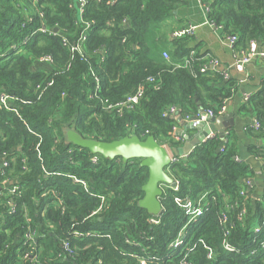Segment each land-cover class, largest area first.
Returning <instances> with one entry per match:
<instances>
[{
    "label": "trees",
    "instance_id": "1",
    "mask_svg": "<svg viewBox=\"0 0 264 264\" xmlns=\"http://www.w3.org/2000/svg\"><path fill=\"white\" fill-rule=\"evenodd\" d=\"M202 1L209 8L208 19L237 37L236 50L246 51L252 40L264 48V0ZM178 3L86 0L78 20L73 0H0V93L18 98L10 109L0 107V158L5 152L8 161L0 167V264H139L138 258L146 264H264V85L241 106L259 122V128L246 129L251 139L246 153L261 161L259 195L255 172L238 155L231 131L224 151H219L222 142L215 136L167 166L178 189L163 186V211L157 217L137 204L147 178L138 158L123 162L99 155L94 164L91 152L65 138L72 127L85 138L152 135L159 144L177 148L181 142L172 134L177 119L165 114L170 106L183 115L207 109L216 113L223 100L233 97L234 79L209 68L200 71V55L184 63L193 49L184 39L173 40L168 58L148 39L152 25L169 17ZM84 22L90 25L80 54L70 46ZM42 25L58 31L47 35L38 31ZM43 55L51 57L50 64L39 61ZM147 76L154 81L146 82ZM139 84L145 92L136 105L120 113L107 107ZM71 176L85 180L87 188ZM248 177L252 189L240 195ZM13 186L18 189L11 194ZM45 190L49 192L42 195ZM204 192L203 214L186 224L175 197L196 198ZM100 196L104 205L90 216ZM244 197V217L237 219L239 207L229 209L224 236L218 216L225 199L241 206ZM255 226H260L258 233ZM26 230H34V237L25 239ZM73 230L96 234L73 238ZM179 231L184 244L173 249L168 245ZM65 238L71 241V255L64 249ZM224 240L233 251L222 250ZM30 246V257H24Z\"/></svg>",
    "mask_w": 264,
    "mask_h": 264
},
{
    "label": "built area",
    "instance_id": "2",
    "mask_svg": "<svg viewBox=\"0 0 264 264\" xmlns=\"http://www.w3.org/2000/svg\"><path fill=\"white\" fill-rule=\"evenodd\" d=\"M198 2L200 3V5L203 7L204 12L206 14V19H205V23L208 24L209 26L213 27L214 29L218 30L222 39L224 40V42L234 51V60L232 63V66L238 70V71H242L244 69V65L250 60V58H252L253 56H257L260 58H264V48H261L257 45V43L255 41H250L248 48L246 51L238 54L236 49H235V42L237 40V37L233 34H226L223 32V27L221 24H217L215 23L213 20L208 19L207 17V13L209 11L208 6L202 1V0H198ZM77 3V8H78V17L77 19L79 20L81 18V14H82V10L84 8V5L86 3V0H76ZM85 26L83 27V30L80 32V35L78 37V40L75 44H73L72 46H70L73 50H76L78 53L82 54V44L84 43L85 39H86V31L88 30V27L90 25L89 22H84ZM194 29L195 26L192 24H188L187 26L177 30L176 32H174L173 37L177 38L179 36H185V35H192L194 33ZM38 31L45 33L47 35H51V34H55L56 32L53 31V28H47L45 26H41L40 28H38ZM63 43L66 44L68 41L66 40V38L62 39ZM164 58H168V54L167 52H163L162 53ZM193 56L192 52L190 53V56L188 58H186L184 60L185 64H189L190 63V59ZM104 55L103 53H100V59L104 60ZM39 61L41 63L44 64H50L52 59L50 56L48 55H43L42 57H40ZM212 65H214V63H212ZM207 69L206 65H202L200 67V71H204ZM222 75L224 78H228V74L227 72H222ZM155 79L154 76H147L145 81L146 82H153ZM97 88V85H96ZM145 92V85L144 84H139L136 88V90L129 94L128 96H126L124 99L112 104V105H108V108H114L116 112H121L123 108H131L134 105H136L140 99L143 97ZM250 95L249 94H245L243 99L245 102H247L249 100ZM15 99H18L16 96H9L6 93H0V107L4 108V109H10V105L11 103H13V101ZM226 100H223L221 102L220 107L218 108L217 112L215 113L214 110L211 109H207V110H202L198 113H195L193 115H187L184 114L183 115V120L184 121H188L190 122V124L194 127L197 126L201 123H208L209 118L211 117H217L220 116L225 110H226ZM14 112L18 113L17 108H13L11 109ZM177 112V108L175 106H170L165 114L169 115V116H174V114ZM251 127H253L254 129L259 128V122L257 119L253 118L252 120V124ZM176 126L172 127V134L174 136V139L180 142H184L185 138L178 135L176 132ZM215 136H219V138L221 139V145L219 148V151H224V144L226 142L227 137L229 136V130L227 131H223L221 135H219L217 132L215 131H209L202 139V142L207 140V139H211L212 137ZM165 146V145H164ZM166 149L170 152V148H168L167 146H165ZM6 153L2 152L1 153V162H0V167H5L8 165V161L6 160V158L4 159ZM187 154H183V155H178V156H174L170 153V158H171V162H176L177 160L185 157ZM100 156L97 154H93L90 158V161L92 163H97L99 160ZM235 160H239L238 156L235 157ZM72 181L74 182H78L80 183L84 188H87V183L85 180L77 178L76 176H71ZM252 184L253 181L251 178H246L244 180V188H242L240 190V195H242L244 193L245 189H252ZM170 188H172L173 190H177L178 189V181L174 180V185L170 186ZM17 186H13L10 189H8L9 193L14 194L17 192ZM49 191L45 190L43 191L42 195L47 194ZM206 198H207V193L204 192L202 194H200L199 196H197L196 198H192L189 195H184L181 197H175V201L178 203V205L182 208L184 214L187 217V221L186 224L191 222V221H195L199 216H201L203 214V210H204V206L206 205ZM246 199L247 197H244L240 204L237 201H233L232 203L229 202L228 200L225 199V205H224V209H222L220 211V214L218 216V223L220 226H225L224 229V236H226L228 234V213H229V209H233L234 207H239V210L237 212V219L241 220L244 217V214L246 212ZM224 200V198H223ZM58 201V204L61 205L62 202L61 200L58 198H56V202ZM105 202V198L103 196H100V203L97 206V208L95 210H93L90 214V216H94L96 214H98ZM8 203L10 204V212L12 211V202L8 201ZM153 222L156 223V220H153ZM264 223V222H263ZM255 233H258L260 231V226H255L253 228ZM96 233H92L91 231H86V232H79V231H71V235L73 236V238H78L80 236H91V235H95ZM35 233L34 230H26L24 232V238L25 239H30L32 237H34ZM182 244H184V238H183V234L181 231L178 232V234L176 235V237L170 241L169 243V247H172L173 249H177L179 246H181ZM264 244L262 243V246ZM63 246L65 251L71 255L72 249H71V241L69 238H65L63 240ZM222 250L223 251H233L234 250V246L231 245L230 243L226 242V240H224L222 242ZM33 251V247L30 246V250L27 251L24 254V257H27L30 255L31 252ZM213 255V250L209 249L207 252V257L211 258ZM139 264H146L145 259L143 258H138ZM98 264H101V260L98 261ZM179 264H188L186 261L182 260L180 261Z\"/></svg>",
    "mask_w": 264,
    "mask_h": 264
},
{
    "label": "crops",
    "instance_id": "3",
    "mask_svg": "<svg viewBox=\"0 0 264 264\" xmlns=\"http://www.w3.org/2000/svg\"><path fill=\"white\" fill-rule=\"evenodd\" d=\"M73 3H76V0H73ZM205 19L206 14L198 0H179L176 9L169 17L163 22L152 25V31L148 39L154 44L155 41L158 43V48L156 47L158 53L171 51L174 47V32L188 24H192L195 26L192 35L177 38L184 39V43L193 48L192 54L200 55L202 58L200 60H203L207 68L217 72H227L228 78L234 79L236 85L234 95L231 99L226 100V110L221 114L231 113L232 120L228 124L220 122L219 126L223 127L224 131H231L236 137L238 155L253 168L256 179L254 191L256 195H259L263 187L261 161L246 153V146L251 142L246 129L248 127L252 128L251 124L254 116L250 111L242 109L241 106L246 103L243 99L245 94L252 95L264 85V58L253 56L244 65L242 71L236 70L232 66L234 51L224 42L218 30L205 23ZM186 38L187 40H185ZM236 51L240 54L245 50L237 49ZM174 117L177 119V132L184 129L187 135L193 137L197 135L194 128H184L183 114L176 112ZM184 142H181L177 148H182ZM255 194L254 196H256Z\"/></svg>",
    "mask_w": 264,
    "mask_h": 264
},
{
    "label": "water",
    "instance_id": "4",
    "mask_svg": "<svg viewBox=\"0 0 264 264\" xmlns=\"http://www.w3.org/2000/svg\"><path fill=\"white\" fill-rule=\"evenodd\" d=\"M77 10V3H74ZM57 32V28H53ZM177 113H180L177 111ZM232 120L231 113L211 117L208 123H201L197 126H192L190 122L183 121L184 128H194L197 131L196 136L185 134V130L176 132L178 135L185 138L182 148H170V152L164 145L159 144L152 135H148L141 139L136 134L125 135L119 139L112 141H103L94 138L82 137L72 127L65 132V138L72 145L85 148L92 154L100 155L103 158L114 159L120 158L123 162L132 158H138L140 166L147 169V178L141 189L143 195L137 201L139 207L145 209L154 217L161 215L163 209L160 203V197L163 193V186L174 185V180L167 173V166L171 163L170 153L174 156L187 154L195 145L202 142L203 137L209 131H215L219 135L225 130L220 127V122L228 124ZM1 162V160H0Z\"/></svg>",
    "mask_w": 264,
    "mask_h": 264
}]
</instances>
